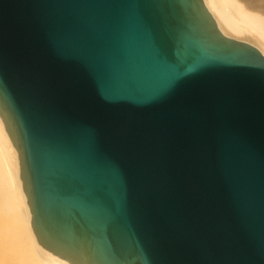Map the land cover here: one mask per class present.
<instances>
[{
    "label": "water",
    "instance_id": "1",
    "mask_svg": "<svg viewBox=\"0 0 264 264\" xmlns=\"http://www.w3.org/2000/svg\"><path fill=\"white\" fill-rule=\"evenodd\" d=\"M0 60L36 101L0 116L42 247L71 264H264V54L204 0H0ZM53 108L75 127L50 125Z\"/></svg>",
    "mask_w": 264,
    "mask_h": 264
},
{
    "label": "bare ground",
    "instance_id": "2",
    "mask_svg": "<svg viewBox=\"0 0 264 264\" xmlns=\"http://www.w3.org/2000/svg\"><path fill=\"white\" fill-rule=\"evenodd\" d=\"M220 30L264 54V0H204ZM18 152L0 116V264H71L42 247L31 228Z\"/></svg>",
    "mask_w": 264,
    "mask_h": 264
},
{
    "label": "snow or ice",
    "instance_id": "3",
    "mask_svg": "<svg viewBox=\"0 0 264 264\" xmlns=\"http://www.w3.org/2000/svg\"><path fill=\"white\" fill-rule=\"evenodd\" d=\"M19 85L13 78L12 74L8 72L2 60H0V102L8 100L13 104H20L23 108L31 109L36 105V101L27 94L18 91ZM53 127L67 125L69 128L75 127L72 125L68 118L56 109H52L45 117ZM86 140L88 142L89 150L92 155L99 156V148L96 140V134L92 130H84ZM108 172L117 178L118 182V195L115 203L120 210L131 218V209L128 200L127 183L123 179L122 174L117 165L112 162L107 164ZM72 173L71 170H69ZM73 174V173H72ZM99 195V193H97Z\"/></svg>",
    "mask_w": 264,
    "mask_h": 264
}]
</instances>
